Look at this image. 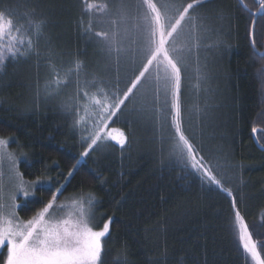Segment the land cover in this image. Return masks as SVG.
I'll list each match as a JSON object with an SVG mask.
<instances>
[{
    "label": "trees",
    "instance_id": "16d2710c",
    "mask_svg": "<svg viewBox=\"0 0 264 264\" xmlns=\"http://www.w3.org/2000/svg\"><path fill=\"white\" fill-rule=\"evenodd\" d=\"M138 2L0 0V9L12 11L16 25L24 26L22 32L29 19L46 21L37 45L40 56L9 58L0 68V138L12 139L7 145L20 156L17 167L24 180L32 184L39 177L44 181L32 185L33 193L16 210L18 217H33L61 188L59 199L94 198V230L102 229L111 218L102 264H115L124 257L130 264H254L240 244L231 198L214 186L208 190L170 155L172 114H165L161 130L160 114L152 103L153 88L150 104L133 96L108 124L126 134L125 146L101 140L83 157L91 140L82 137L94 131L99 119L94 113V118L87 119L89 131H83L74 126L79 118L76 109L68 114L64 108L70 100L85 103L76 100L75 73L58 94L45 98L43 84L56 78L48 65L54 62L63 79L75 60L84 65L79 78L82 90L84 79L95 77L108 82L109 91L115 92L119 77L121 91L109 103L123 98L143 63L137 57L133 72L130 61L121 57L117 66L115 56L102 51L93 34H111L116 28L111 22L121 20L122 4L126 5L127 20L118 26L122 46L129 47L138 36L134 25L142 23ZM156 2L168 5L167 15L171 9L178 15L191 0ZM88 3L107 7L88 9ZM259 6L256 0H203L190 11L196 26L186 18V28L180 31L187 43L180 65V98L185 134L197 147L203 146V155L225 162L221 171L230 179L224 187L233 190L264 259V57L260 55L264 53V15H252ZM89 26L91 32L86 31ZM15 35L13 29L11 36ZM170 105L169 97V109ZM79 111L83 116V109ZM5 258L3 250L0 264Z\"/></svg>",
    "mask_w": 264,
    "mask_h": 264
},
{
    "label": "snow or ice",
    "instance_id": "6c2138e0",
    "mask_svg": "<svg viewBox=\"0 0 264 264\" xmlns=\"http://www.w3.org/2000/svg\"><path fill=\"white\" fill-rule=\"evenodd\" d=\"M203 0H191L186 6H182L183 10L179 11V18L174 24L167 15L168 5H158L156 0H139L136 5L138 12L142 10V15L138 18L142 23L134 25V30L138 33V39L132 40L129 47H123L119 32V23L127 20V6L122 4L121 20H113L111 23L116 25L115 30L109 34L108 32H96L93 34L101 46V50L106 52L109 57L115 56L117 66L120 64L121 57H126L131 64V71H135L137 67V57L143 63L139 74L135 79L131 80V85L123 92V98L115 101L111 100L112 96L118 95L121 91L119 87V77L115 85V92H110V84L105 80L93 78L92 80L84 79V89L80 85V73L83 69V62L80 60L73 61V66L64 72L63 79L60 78V69L53 62L48 65L50 71L56 77L55 79L45 81L43 90L45 98L58 94L62 86H66L67 82L75 73L77 77V93L76 100L84 99L82 105L73 101L66 102L63 106L68 114H73L79 118L74 121L75 127L82 128L83 131H89L87 128V119L94 114L95 110H99L108 120H114L126 106L144 79L151 76L150 69L156 66L155 88L152 103L155 111L160 115L157 122L160 124L161 130L164 129L166 113L172 114L171 127L174 132L168 138V150L170 155L175 156L183 162L185 169L189 170L188 175H195L202 184L208 186V190H216L225 194L227 198H231L230 209L234 212V219L239 229V240L244 253L251 258L255 264H264L261 250L258 249L257 242L253 239L252 233L246 222L240 214L237 207V201L231 188L224 187L229 177H226L221 171L226 166L225 162L219 157L215 160L203 155V146L197 147L193 140L185 134L182 126V106H181V90H182V57L179 55L180 49L171 47L174 43L175 36L182 26V21L186 18L193 19V27H195V18L190 16V11L200 6ZM88 9L102 10L107 5L88 3ZM264 15V0H260V6L256 12ZM254 23L252 43L254 39ZM28 27L22 32L23 25L17 26L13 13L10 9H0V68H2L9 58L16 60L18 58H28L35 54L40 56L37 50L39 38L43 34L46 21L42 18L29 19ZM15 29V37L11 33ZM91 32V26L86 29ZM127 35V31L125 33ZM22 37V38H21ZM7 40L5 43L4 41ZM136 45V46H132ZM264 57V53H260ZM146 60V62H144ZM264 75V74H262ZM86 76V74H85ZM94 88L95 91L89 93L87 89ZM41 85L37 84V96L39 97ZM82 92V96H81ZM169 97L171 99L170 109L168 107ZM80 109H83L84 115H80ZM104 121L102 120L101 123ZM255 132L256 129H253ZM82 139H90L91 143L85 149L81 156L89 155V150H94L102 139H110L116 141L121 147L127 143V136L121 130L119 135L107 134L102 137L99 132H89L87 137ZM9 142H13L10 138L5 140L0 138V248L7 247V255L4 264H102L103 241L110 234L111 218L106 221L103 228L94 230L92 225V208L95 205L93 197L87 199H71V203L57 204V196L53 195L47 204L44 205L33 217L27 221L15 220V204L16 196L11 195L13 203L9 206L4 203V172L3 161L5 158L12 161L15 165V158L11 153H7L6 146ZM264 150V146H261ZM75 165L73 168L75 169ZM220 178H218V174ZM15 177L19 183L18 189L24 187L25 182L18 171ZM73 174L69 172V176ZM67 180V178H66ZM42 181L39 177L32 181V185H41ZM63 187V186H62ZM57 193L61 192L58 188ZM25 197L28 193H24ZM10 207L12 211L6 209ZM70 209L64 217L57 218L55 212L57 210ZM115 264H130L126 257L117 260Z\"/></svg>",
    "mask_w": 264,
    "mask_h": 264
},
{
    "label": "rangeland",
    "instance_id": "374dc122",
    "mask_svg": "<svg viewBox=\"0 0 264 264\" xmlns=\"http://www.w3.org/2000/svg\"><path fill=\"white\" fill-rule=\"evenodd\" d=\"M256 2L258 3V5H260V0H256ZM176 11L174 9H171V13L168 15V17L171 18V23L168 25V27L170 28L171 27V24H174L176 19L179 18V14L176 15L174 14ZM186 21V19H185ZM194 23V21H192L191 25ZM185 24H184V21H182V26L180 27V29L178 30V34L175 36V41L174 43L170 44L169 46L171 47H177L178 49H180L179 51V55L182 57V60L184 58H186L184 56L185 54V50H183V47H186V42L181 38L180 34L182 30H184L183 28H186V27H183ZM189 25V24H188ZM193 26V25H192ZM130 30V33L132 34V30ZM139 37L137 36L136 39H138ZM125 41V40H124ZM123 41V42H124ZM5 43L7 42V40L4 41ZM127 42V41H125ZM150 72H151V76L149 78H146L144 79L142 85V90L141 92L139 93H136L134 96H136L134 98V100L137 101V99H145L144 102L147 104H150V100L152 98V88L154 89L155 88V75H156V66L153 65L152 68L150 69ZM141 85V86H142ZM141 86L139 87V89L141 88ZM138 89V90H139ZM95 114H97V117L99 119V121H97V123L95 124L94 126V131L93 132H99L101 134L102 137H107V134L108 133H111L112 135H119L120 133V130L118 129H114L112 127H109L108 124L110 122V120H108L105 116H103V114L99 111V110H95L94 111ZM94 114H92L91 119L94 118L93 116ZM104 121L103 123H101V121ZM102 141H113V140H110V139H102ZM6 151L7 153H11L13 155V157L15 158V165L13 166V163L11 160L5 158L4 161H3V172H4V203L6 205H11L13 203V200L10 198L11 195L15 194L16 196V200L14 201L15 204L17 205V207L15 208V217H14V222L15 220H18V221H27L29 219H21L20 217H18V214L16 211L19 207V205L23 202H25L29 195L31 193H33V189H32V184L28 183L26 180H24L23 178V181L25 182L24 184V187L22 189H18L17 185L19 183L18 179L15 177V172L18 171L19 172V168L17 167L18 165V160H19V157L18 156V153L15 152L13 149L9 148V145L6 146ZM20 173V172H19ZM27 192L28 193V196L25 197L24 193ZM57 196V200H56V203L59 205V204H65V203H68L70 204L71 203V199H80L81 197H84L85 199L88 198V196L86 195H73L72 197H67V196H64L62 197V199H59L58 198V193L56 194ZM6 211L10 212L12 211V209L10 207H8L6 209ZM70 211V209H64V210H57L55 212V215L57 218H60V217H64L65 214ZM31 218V217H30ZM96 221L95 219V216H94V208H92V227L94 226V222ZM237 229H238V226H237ZM98 230V229H97ZM100 230V229H99ZM238 235H239V229H238ZM5 251V256L7 255V247H3V248H0V253L2 251ZM254 264L255 262L252 261ZM4 264V262H3Z\"/></svg>",
    "mask_w": 264,
    "mask_h": 264
},
{
    "label": "water",
    "instance_id": "95a60500",
    "mask_svg": "<svg viewBox=\"0 0 264 264\" xmlns=\"http://www.w3.org/2000/svg\"><path fill=\"white\" fill-rule=\"evenodd\" d=\"M259 15H261L260 13H259ZM114 141V140H113ZM115 142V141H114Z\"/></svg>",
    "mask_w": 264,
    "mask_h": 264
}]
</instances>
